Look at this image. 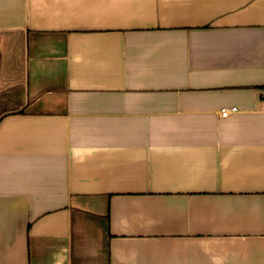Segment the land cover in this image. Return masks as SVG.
Returning <instances> with one entry per match:
<instances>
[{
  "label": "crops",
  "instance_id": "1",
  "mask_svg": "<svg viewBox=\"0 0 264 264\" xmlns=\"http://www.w3.org/2000/svg\"><path fill=\"white\" fill-rule=\"evenodd\" d=\"M0 264H264V0H0Z\"/></svg>",
  "mask_w": 264,
  "mask_h": 264
},
{
  "label": "built area",
  "instance_id": "2",
  "mask_svg": "<svg viewBox=\"0 0 264 264\" xmlns=\"http://www.w3.org/2000/svg\"><path fill=\"white\" fill-rule=\"evenodd\" d=\"M234 111H237V107H233V108H223L222 110H221V116H223V117H227V116H229V114L231 113V112H234Z\"/></svg>",
  "mask_w": 264,
  "mask_h": 264
}]
</instances>
